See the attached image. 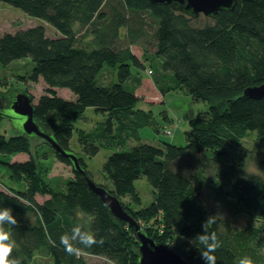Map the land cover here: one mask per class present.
I'll return each mask as SVG.
<instances>
[{
  "label": "trees",
  "instance_id": "16d2710c",
  "mask_svg": "<svg viewBox=\"0 0 264 264\" xmlns=\"http://www.w3.org/2000/svg\"><path fill=\"white\" fill-rule=\"evenodd\" d=\"M0 1L43 20L58 33L49 37L44 26H34L0 36V64L30 59L31 71L20 78L34 83L42 79L47 85L34 103V119L61 148L72 152L74 123L86 108L106 116L93 131H79L78 142L87 157L101 147L113 150L103 165L113 187L108 191L148 237L190 264H204L201 247L189 241L202 232L210 216L202 196L209 181L217 197L230 199L264 224V179L245 169L239 149L250 132L264 140V100L243 95L246 88L264 84V0H238L232 11H220L203 26L169 5L149 0ZM132 45L140 46V57ZM147 64L162 95L181 90L209 104L206 113L189 121L185 146L141 142V128L161 131L153 111L138 107L135 93ZM108 71L110 78L104 80ZM58 88L70 90L75 98H62ZM5 102L10 106L11 98ZM35 139L41 142L33 144ZM131 141L140 143L131 146ZM19 154L30 157L13 161ZM78 157L83 172L74 170L71 160L42 138L0 136V168L22 185L0 189V208H12L18 220L15 226L5 225L16 242L12 257L31 264L43 251L52 264H89L88 256L138 264L136 229L116 218L90 189L92 175L84 157ZM54 158L72 167L71 178L49 176ZM142 176L153 187V201L134 211L122 198L141 204L135 181ZM37 195L46 198L39 201ZM74 226L103 242L91 248L81 245L79 256L68 255L60 236ZM210 230L221 241L217 264H237L246 255L264 264L263 225L239 229L220 218Z\"/></svg>",
  "mask_w": 264,
  "mask_h": 264
},
{
  "label": "rangeland",
  "instance_id": "374dc122",
  "mask_svg": "<svg viewBox=\"0 0 264 264\" xmlns=\"http://www.w3.org/2000/svg\"><path fill=\"white\" fill-rule=\"evenodd\" d=\"M194 18L192 22L197 26L212 23L211 18L203 14ZM34 26H44L49 37L58 35L56 29L43 20L31 17L22 10L0 1V36ZM131 49L138 57L141 56L142 50L140 46L132 45ZM32 67L33 64L30 59L15 60L8 65L0 64V136L4 135L8 138L16 135H25L23 121L10 112V106L7 107V102L5 101L10 98L12 99L17 93L24 92L32 96L33 103H37L39 97L44 94L47 88V85L42 79L34 83L29 81L25 82L20 78L30 72ZM105 74L103 79H109L111 71ZM114 74L116 80V73ZM141 75L143 79L135 90L136 95L140 99L138 107L143 105L147 109L150 108L153 111L156 126L161 130L157 133L153 127L141 128L139 130L141 142L155 146L161 145L164 142L176 146H185L188 141V133L190 132L189 121L201 113H206L209 110V104L201 100H195L192 96L181 90L171 91L162 95L152 81L148 64L147 70H141ZM57 93L66 100H73L75 98L73 93L66 88H58ZM4 104L5 106H3ZM105 119L106 116L102 113H97L94 108H86L83 116L74 123L75 129L70 142V148L77 156L84 157L87 170L91 173L93 182L97 185L104 186L107 190H111L113 187L103 171V165L113 150L101 147L95 156L87 157L84 155L78 142L79 131H93ZM167 129L171 130L170 135L165 134L164 131ZM40 142V139H35L33 144ZM138 143L140 142L131 141L130 145L134 146ZM239 147L245 169L264 179V140L259 139L254 132H250L241 141ZM29 157L27 154H19L14 157L13 161L23 162L28 160ZM51 162L50 177L66 179L73 176L71 166L59 162L55 158ZM0 169L1 190H5L4 185L13 188L22 186L10 179V175L5 167H1ZM208 183V186L202 190V196L209 209V215L221 213L224 216L222 219L230 221L239 229H244L247 226L258 227L263 225L264 227L263 223L255 220L246 212L237 209L230 199L217 197L213 183L211 181ZM135 188L140 196L141 204L136 205L131 203L130 198H122V201L132 208V210L137 211L152 203L153 187L147 178L142 176L135 181ZM36 197L39 201H43L46 198V196L41 195H37ZM262 252L264 253V250ZM86 260L89 264H113L102 257L88 256ZM31 264H52V260L47 252L42 251L35 255Z\"/></svg>",
  "mask_w": 264,
  "mask_h": 264
},
{
  "label": "water",
  "instance_id": "95a60500",
  "mask_svg": "<svg viewBox=\"0 0 264 264\" xmlns=\"http://www.w3.org/2000/svg\"><path fill=\"white\" fill-rule=\"evenodd\" d=\"M151 3H162L175 8L178 11L194 18L201 14L209 18L224 10L232 11L238 0H149ZM243 95L247 98L264 100V84L246 88ZM10 112L23 121L25 135L44 139L61 157L71 160L74 170L83 172L79 163V157L71 151L61 148L53 137L41 129L34 119V103L28 93H17L11 99ZM90 189L98 195L100 201L109 208L111 213L118 219L133 226L137 231L139 242L138 264H190L173 249L164 244L157 243L148 237L139 224L124 208L121 201L103 186L88 180Z\"/></svg>",
  "mask_w": 264,
  "mask_h": 264
},
{
  "label": "clouds",
  "instance_id": "9594fccd",
  "mask_svg": "<svg viewBox=\"0 0 264 264\" xmlns=\"http://www.w3.org/2000/svg\"><path fill=\"white\" fill-rule=\"evenodd\" d=\"M223 214L216 213L208 216L202 224V232L189 241L192 246L199 245L201 259L204 264H217L216 251L221 247V241L217 232L210 230V226L217 223ZM18 223L10 207L0 208V264H20V260L12 257L16 242L12 238L11 228L6 229L5 225L15 226ZM102 239H97L96 235L81 228L74 226L70 232L60 236V243L68 255L79 256L82 248H91L101 244ZM237 264H256L250 256L238 258Z\"/></svg>",
  "mask_w": 264,
  "mask_h": 264
},
{
  "label": "built area",
  "instance_id": "2783aa9c",
  "mask_svg": "<svg viewBox=\"0 0 264 264\" xmlns=\"http://www.w3.org/2000/svg\"><path fill=\"white\" fill-rule=\"evenodd\" d=\"M165 134L170 135L171 134V130H169V129L165 130Z\"/></svg>",
  "mask_w": 264,
  "mask_h": 264
}]
</instances>
